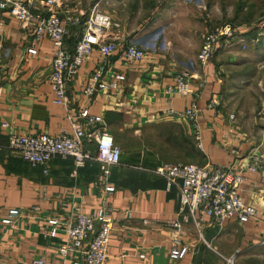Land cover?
Wrapping results in <instances>:
<instances>
[{"label":"crops","instance_id":"obj_1","mask_svg":"<svg viewBox=\"0 0 264 264\" xmlns=\"http://www.w3.org/2000/svg\"><path fill=\"white\" fill-rule=\"evenodd\" d=\"M94 5L120 24L104 34L107 40L116 41L117 48L106 59L94 50L81 64L66 85L67 108L53 102L47 80L53 52L49 39L35 44L37 53L30 56L27 48L33 39L32 28L0 11V125H8L0 129V264H31L40 256L46 264H73L78 258L76 252L62 255L58 251V244L66 238L65 230L58 228L51 235L48 219L62 218L74 203L83 212L93 213L104 196L113 228L103 264H219V253L233 255L236 264H254L257 256L261 264L264 257L255 248L264 245L260 242L264 233V134L262 139L254 134L255 118L248 117L253 108L250 111L248 106L231 102V90L222 77L224 45L232 44L228 45L232 52L237 46L261 40L234 30L231 38L217 42L210 61L201 70L197 54L209 29L204 17L218 15V0H60L56 8L68 25L65 45L69 50H74ZM130 43L146 47L148 52L141 61L128 65L123 63L121 53ZM255 60L227 58L224 64L236 66L239 61L241 66L256 65ZM99 66L103 67L102 80L115 82L116 87L86 96L83 90ZM184 69L195 76V99L165 92ZM202 79L203 86L197 88ZM213 95L220 99L219 109L206 106ZM193 99L200 110L196 123L202 163L208 160L241 168L254 154L259 155L260 167L244 169L240 186L243 200L255 207L256 215L245 222L233 217L220 225L206 224L202 228L206 241L198 238L189 219L181 239L190 250L174 260L168 256L171 230L164 222L178 217L180 204L175 191L166 190L165 179L148 169L186 158L187 135L193 138V133L181 113ZM83 108L92 115L103 116L106 111L120 115L105 124L121 151L120 163L110 167L114 190L108 195L96 185L100 169L93 156L79 167L72 157L59 156L46 166H32L7 147L10 133L71 132L68 116ZM230 114L233 119H229ZM84 148L93 153L94 143L84 140ZM10 208L21 212L6 223L2 219ZM96 228L97 223L91 236Z\"/></svg>","mask_w":264,"mask_h":264},{"label":"built area","instance_id":"obj_2","mask_svg":"<svg viewBox=\"0 0 264 264\" xmlns=\"http://www.w3.org/2000/svg\"><path fill=\"white\" fill-rule=\"evenodd\" d=\"M59 2L60 0H0V11L7 12L20 25L32 28L33 39L27 48L30 56L37 53L35 44L45 37L49 39L53 45V52L47 80L53 93V102L67 108V83L75 77L81 64L94 50L105 59L114 54L117 43L115 40H107L104 34L106 31L118 29L120 24L94 5L83 22V33L71 51L65 45L68 25L56 8ZM77 21L75 18L74 22ZM233 34L234 27L230 23H224L204 35L197 54V65L201 70L210 61L217 42L221 39L227 40ZM147 52L146 47L130 43L122 51L121 58L124 64L131 65L145 58ZM102 70L103 67L99 66L91 74L83 90L86 96L92 95L96 90L116 87L115 82L102 80ZM194 79L195 76L190 70L184 69L175 75L173 84L167 86L165 92L167 95L195 99L198 93L194 89ZM197 84V88L202 87L203 79ZM194 99L186 106L181 117L192 131L197 147L201 148L200 132L196 123L200 110ZM220 105L218 95H213L206 103L208 108L219 109ZM68 118L72 124V131L69 133L65 131L56 135L10 133L7 147L32 166H46L53 157L59 156L72 157L75 167H79L87 158L93 156L98 161L100 169L96 185L108 195L114 190L109 175L110 167L120 163L119 146L106 129L102 116L92 115L88 109L83 108ZM233 118L234 116L230 114L229 119ZM7 126L6 123H2L0 129ZM84 140L94 143L93 153L84 148ZM260 163L259 155L254 154L251 161L241 168H234L231 163L217 164L207 160L203 163L164 161L148 169L165 179L166 190H174L180 204L178 217L164 222V226L171 230V245L168 251L170 259H180L190 250V245L181 239L185 231L184 223L189 219L198 238L206 241L202 233V228L206 224L220 225L233 217L245 222L255 217L256 209L245 203L240 194V186L245 179L244 169L257 170ZM20 212L18 208H10L2 220L6 223L12 222ZM48 222L52 225L51 235H54L58 228L65 230L66 238L58 244V251L62 255L76 252L78 258L73 264H103L107 259L113 216L106 196L99 209L93 213L83 212L80 206L74 203L73 209L62 218L50 217ZM96 223V231L91 236ZM260 242L264 244V233ZM139 255L144 256L143 253ZM218 256L219 264H236L233 255L219 253ZM31 264L46 263L40 256L33 259Z\"/></svg>","mask_w":264,"mask_h":264},{"label":"rangeland","instance_id":"obj_3","mask_svg":"<svg viewBox=\"0 0 264 264\" xmlns=\"http://www.w3.org/2000/svg\"><path fill=\"white\" fill-rule=\"evenodd\" d=\"M218 3V15L212 18L204 17L208 20L209 29L203 34L202 39L209 30L225 22L230 23L236 32L240 31L251 39L261 40L255 44H246L245 47L237 46L232 52H229L230 48H228L232 47V44L224 45L225 48L222 50H225L226 54L222 61V77L224 85L231 90L229 93L231 102L236 101L235 104L244 105L245 108L248 106L250 111L253 108L254 111L248 113V117L255 118L256 123L252 128L256 131L252 130L254 134H259L257 136L259 139H262L264 134V44H262L264 42V0H218ZM248 57L255 58L256 65L241 66L238 64L239 61L236 62V66L224 64L227 58L240 60V58L247 59ZM185 152L186 158L182 161L202 163L199 149L190 134L187 135ZM255 252L260 257H264V245L255 248ZM255 257L256 260L253 263L259 264L257 256ZM262 261L261 264H264V260Z\"/></svg>","mask_w":264,"mask_h":264},{"label":"water","instance_id":"obj_4","mask_svg":"<svg viewBox=\"0 0 264 264\" xmlns=\"http://www.w3.org/2000/svg\"><path fill=\"white\" fill-rule=\"evenodd\" d=\"M102 117L104 124L108 125L111 122L116 121L120 115L114 113L113 111H106Z\"/></svg>","mask_w":264,"mask_h":264}]
</instances>
